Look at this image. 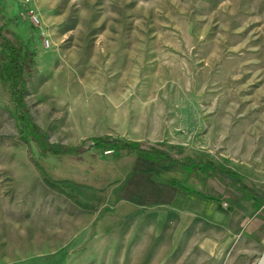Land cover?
Masks as SVG:
<instances>
[{
	"label": "rangeland",
	"instance_id": "rangeland-1",
	"mask_svg": "<svg viewBox=\"0 0 264 264\" xmlns=\"http://www.w3.org/2000/svg\"><path fill=\"white\" fill-rule=\"evenodd\" d=\"M0 17L35 53L25 101L51 143L112 136L261 183L264 0H0ZM21 113L0 78V264L256 263L228 206L188 226L160 207L127 216L140 153L43 154Z\"/></svg>",
	"mask_w": 264,
	"mask_h": 264
},
{
	"label": "crops",
	"instance_id": "crops-1",
	"mask_svg": "<svg viewBox=\"0 0 264 264\" xmlns=\"http://www.w3.org/2000/svg\"><path fill=\"white\" fill-rule=\"evenodd\" d=\"M154 164L156 162L142 159L127 182L126 193L124 190V194L118 196L117 209L120 212L125 211L128 216L142 207H160L165 209L166 213L177 214L181 225L188 226L197 216L213 217L223 206H228L226 216L231 223L239 226L238 231L228 229V238L254 241L255 256L258 258L255 264H258L264 253V176L260 179L259 185L253 186L242 174L238 175L232 168L223 165L227 170H231L232 174L229 173L227 176L224 172L210 177L206 179L204 185L209 195L222 198V202H219L170 185L173 180L193 183V178L183 164L176 163L170 166L160 164L164 166L162 171L154 168ZM197 186L203 188V185ZM234 200L237 203L234 204Z\"/></svg>",
	"mask_w": 264,
	"mask_h": 264
},
{
	"label": "trees",
	"instance_id": "trees-1",
	"mask_svg": "<svg viewBox=\"0 0 264 264\" xmlns=\"http://www.w3.org/2000/svg\"><path fill=\"white\" fill-rule=\"evenodd\" d=\"M4 31H6L5 28L0 26V47L3 51L0 60V78L2 83L9 87L12 99L16 103L18 109L22 111L18 116V122L20 125L21 139L23 141L27 142L28 139H31L38 145L43 154L52 156L79 157L85 153V151L94 149L113 153L115 160H121L124 156L140 153L143 158L164 166L181 163L193 178V183L196 186L203 185V188L201 191H195L189 187V182H179L176 180L171 181L170 185L179 189H184L190 193L199 194L209 200L222 202V198L209 195L204 185L206 179L224 172L229 176L228 174H232V171L227 170L223 165L217 164L211 159H188V162L177 161L156 147L145 150L141 142L122 140L113 138L112 136L93 137L78 146L51 143L49 136L41 132L38 125L34 122L25 101V96L28 92V81L33 74V68L35 66V53L27 47L20 36L8 31L7 34L10 35V37H7L4 35ZM157 146H160V144H157ZM188 164L193 166L192 169H188Z\"/></svg>",
	"mask_w": 264,
	"mask_h": 264
},
{
	"label": "built area",
	"instance_id": "built-area-1",
	"mask_svg": "<svg viewBox=\"0 0 264 264\" xmlns=\"http://www.w3.org/2000/svg\"><path fill=\"white\" fill-rule=\"evenodd\" d=\"M29 17L33 24H35L36 26L39 24V19L33 12L29 13Z\"/></svg>",
	"mask_w": 264,
	"mask_h": 264
},
{
	"label": "water",
	"instance_id": "water-1",
	"mask_svg": "<svg viewBox=\"0 0 264 264\" xmlns=\"http://www.w3.org/2000/svg\"><path fill=\"white\" fill-rule=\"evenodd\" d=\"M258 264H264V253L262 254L261 258L259 259Z\"/></svg>",
	"mask_w": 264,
	"mask_h": 264
}]
</instances>
